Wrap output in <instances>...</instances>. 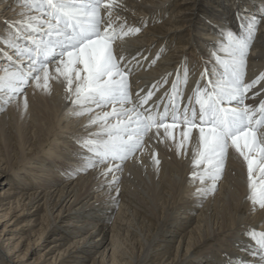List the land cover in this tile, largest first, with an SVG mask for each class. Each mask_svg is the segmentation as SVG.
<instances>
[{
    "label": "bare ground",
    "instance_id": "obj_1",
    "mask_svg": "<svg viewBox=\"0 0 264 264\" xmlns=\"http://www.w3.org/2000/svg\"><path fill=\"white\" fill-rule=\"evenodd\" d=\"M260 1L233 0L234 11L225 4L227 0H120L123 8L114 10L113 27L118 30L123 23L127 31L145 22L139 33L113 42L114 56L124 57L122 66L132 68L128 76L132 95H145L159 82V90L153 89L156 100L176 82L183 107L197 83L217 78L220 68L212 53L221 33L230 29L242 34L252 16L259 19L264 8V0ZM22 11L18 0H0V37L8 35V22L21 19ZM259 20L264 21V14ZM0 50L15 59L2 39ZM6 63L0 55V75ZM260 73H264V22L250 48L246 80ZM49 75V92L30 81L14 101L5 105L0 100L4 146L0 145V168L8 174L0 193V264H256L259 257L253 252L258 248L247 233L253 227L264 230V209H253L247 199V166L234 149L216 182L217 190L201 198L196 189L211 181L201 184L192 175L200 173L193 166L198 129L179 151V133L174 131L169 139L157 137L153 130L144 149L124 161L122 171L115 174L117 196L104 185L100 169L73 174L85 154L78 140L97 130L95 125H85L91 116L111 111V106L73 116V106L66 99L67 81L53 64ZM261 85L264 81L253 91H260ZM260 99L264 92L255 99L250 92L246 103L258 104ZM10 152L13 163L6 158ZM110 195L121 202L112 224L117 202ZM35 225L40 228L32 229ZM109 229L110 246L99 251ZM47 241L28 262L33 248Z\"/></svg>",
    "mask_w": 264,
    "mask_h": 264
},
{
    "label": "snow or ice",
    "instance_id": "obj_2",
    "mask_svg": "<svg viewBox=\"0 0 264 264\" xmlns=\"http://www.w3.org/2000/svg\"><path fill=\"white\" fill-rule=\"evenodd\" d=\"M18 2L24 9L19 13L21 19L8 22V35L0 37L15 57L0 50L7 61L0 75V100L5 105L14 101L30 81L36 88L49 92V65L53 64L55 71L67 81L66 99L73 106L71 115L83 116L111 106V111L91 116L85 125L86 128L95 125L97 130L78 140L85 154L73 174L100 169L104 185L118 196L119 177L115 174L122 171L124 161L144 149L145 139L151 138L149 134L153 130L157 137L169 139L174 138V131L179 133L182 137L177 144L179 151L192 138L193 129H198L193 166L200 173L192 175L201 184L211 183L197 188L196 194L203 198L215 192L229 151L234 149L247 166V199L253 209L257 206L264 209V99L258 104L246 103L250 92L253 99L264 92V85L260 91H253L264 81V73L246 80L250 48L258 26L264 21L252 16L242 34L230 29L221 33L222 38L212 53L220 68L215 73L217 78L203 85L197 83L188 103L181 107L183 94L176 82L156 100L153 89L159 90V82L145 95L139 92L132 95L128 80L132 68L128 64L122 66L124 57L118 60L114 56L113 42L118 37L139 33L145 22L141 20V27H127V31L123 23L118 30L113 27L114 10L123 8L120 0ZM205 75L201 72L202 78ZM187 78L185 71V84ZM23 107L26 111V95ZM153 159L159 165L160 161ZM109 199L118 202L111 195ZM247 234L258 248L253 252V256L259 257L256 264H264V230L253 227Z\"/></svg>",
    "mask_w": 264,
    "mask_h": 264
},
{
    "label": "rangeland",
    "instance_id": "obj_3",
    "mask_svg": "<svg viewBox=\"0 0 264 264\" xmlns=\"http://www.w3.org/2000/svg\"><path fill=\"white\" fill-rule=\"evenodd\" d=\"M255 1H258V2H261L260 0H255ZM225 4H227V7L229 8V9H231L232 7H234L233 8V10L235 11V9H236V3H233V0H227V2L225 3ZM264 5V4H263ZM169 12V10H167V13ZM263 14H264V12H261V14L260 15H258V17H259V19L260 18H262L263 17ZM29 84H30V82H29ZM28 88V87H27ZM23 94V93H22ZM0 145H2V147H4L3 146V140H0ZM21 145V143L19 142V143H17V147H16V149L18 150L19 149V146ZM6 158H9V160H10V162L11 163H13L14 161H15V158H14V156L12 155V153L10 152L7 156H6ZM1 167H4V165H1ZM23 174V173H22ZM21 174V175H22ZM7 175L8 174H6V171L2 168H0V193L2 192V189H3V187H5V186H7V182H8V179H6V177H7ZM12 175H14V173H12ZM11 175V176H12ZM10 179V178H9ZM216 187H218V185L216 186ZM217 190V189H216ZM215 190V191H216ZM120 204H121V202H117L116 203V209L113 211V216H112V218L110 219V223L112 224L114 221H115V217L117 216V213H118V211H119V206H120ZM40 228V225H35L32 229H39ZM33 231V230H32ZM32 231H30V232H32ZM48 237H47V239H50L51 237H52V233H50L49 235H47ZM106 239L104 240V242H103V244L98 248V250L100 251V250H103L110 242H111V232H110V229H109V231L107 232V234H106ZM48 245V241L47 242H45V244H43L42 246H40L39 248H33V251L32 252H30L29 253V255L27 256V260H28V262H30L31 260H32V258L39 252V251H41L42 249H44L46 246ZM108 246H110V245H108ZM112 253V248H109V252H108V254L110 255Z\"/></svg>",
    "mask_w": 264,
    "mask_h": 264
}]
</instances>
